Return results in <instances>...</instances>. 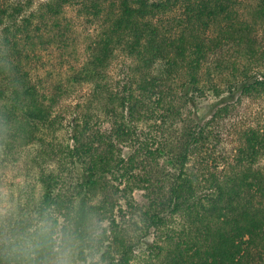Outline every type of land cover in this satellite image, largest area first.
Masks as SVG:
<instances>
[{
  "label": "trees",
  "instance_id": "obj_1",
  "mask_svg": "<svg viewBox=\"0 0 264 264\" xmlns=\"http://www.w3.org/2000/svg\"><path fill=\"white\" fill-rule=\"evenodd\" d=\"M69 1H48L44 9L26 15L34 0H0V132L7 130L12 137L22 133L25 143L36 137L39 124L53 127L61 93L71 89L62 85L55 92L41 90V81L31 76L40 50L53 44L67 47V28L59 15ZM81 2L86 11L104 18L85 61L73 74V84H93L89 105L69 121L71 142L63 152L67 170L76 177L64 201L61 177L42 170L38 214L51 208L63 214L61 232L67 231L66 222H73L72 233L85 246H90V217L108 219L98 240L101 264L130 263L137 243L123 227L144 223L138 230L159 229L180 213L187 215V228L169 236L168 246L155 245V258L147 264H264V163L258 164L264 158V123L242 133L234 162L221 176H212L209 188L199 191L198 174L187 170L191 154L199 153L208 139L198 116L206 92L201 74L212 71L208 64L219 67L214 75L230 70L235 80L227 83L225 97L221 88L211 86L220 99L236 92L264 94V50L257 47L264 38H256L258 30L264 34V0H258L245 19L238 17L234 0H118L107 8L105 0ZM176 9L182 14L175 29L159 22ZM119 48L134 58L132 73L137 78L114 89L102 81ZM180 76L184 79L175 89ZM95 103L107 127L91 115ZM154 105L163 110V118L179 124L177 133L155 148L139 126L152 119ZM117 179L124 188L113 182ZM119 191L130 216L141 211L142 222L116 220L115 209L122 211ZM135 191L141 193L138 199ZM27 226L20 222L11 234L0 235V264L11 259L43 264L53 252V228L28 235Z\"/></svg>",
  "mask_w": 264,
  "mask_h": 264
},
{
  "label": "rangeland",
  "instance_id": "obj_2",
  "mask_svg": "<svg viewBox=\"0 0 264 264\" xmlns=\"http://www.w3.org/2000/svg\"><path fill=\"white\" fill-rule=\"evenodd\" d=\"M48 1L55 3L57 0H34L32 9L28 10L26 15L32 11L44 9V3ZM113 1L117 2L118 0H105L104 6L107 8ZM234 1H236L234 7L240 19L249 18V12L255 8L258 2V0ZM181 14V9H176L159 18V22L162 21L167 27L174 28V23L179 20ZM59 17L62 18V25L65 24V28H67L69 38L68 44L66 43L67 47L53 44L47 49L40 50L36 71L31 70V76L34 80L41 81L39 83L41 90L44 87L46 91L55 92L62 85L63 88L70 87L71 89H68L70 90L68 93H61L62 97L55 111L57 117L51 129L39 124L36 137L26 143L21 139L22 133L12 137L7 130L0 132V235L6 237L7 234H11L12 230L18 229L17 224L20 222L25 226L28 224V230H26L28 235L36 231L46 232L53 228V252L46 255L43 264H101L100 253L97 251L100 245L98 240L103 228L108 225V219L98 221V217H90V220L87 221L86 233V238L91 239L89 240L90 246H85L81 245L72 233L73 222H66L67 231L64 234L61 232L60 228L65 224L63 214L51 210L52 208L42 216L38 214L42 193L38 176L42 170L52 171L61 177L62 200L66 201V197L71 193L68 185L74 181L76 176L73 171L69 173L67 170V163H64L65 155L63 156V152L71 142L69 121L74 115L83 113L86 106L89 105L93 93L91 82L73 84V74L81 68L85 61L90 41L100 32L104 18V16L95 17L92 11H86L81 0H70L69 3L64 4ZM169 22L172 23L169 25ZM212 33V31H208V34L213 35L214 33ZM256 34L258 40L264 38L262 30H258ZM257 45L260 52L264 50V41ZM114 53L102 82L111 88L118 89L128 78L136 79L137 77L132 73L134 58L121 48ZM230 56L233 60V53ZM210 61L212 62L211 59ZM240 62L242 65L246 64L244 59ZM208 67H212L210 74L208 75L209 69L201 74L203 85L201 83L200 85L206 92L203 94L198 111L200 123L205 127L208 139L204 146L202 145L199 153L191 154L187 163V170L198 174V182L201 187L199 191L203 186L204 189L209 188L212 176H221L231 165L229 162H234L237 154L236 149L242 144V133L249 128H260L264 123V94L243 95L236 92L234 96L222 100L215 95L211 86L214 84L221 88L220 94L225 97L227 83L231 84L235 80L232 78L230 70H224L220 75H214L220 72L219 67L214 63L208 64ZM182 79L184 76H180L176 80L175 89L180 86ZM218 102L220 104H217ZM97 106L96 103L93 104L91 108L94 112H91V115L98 118L101 126L107 127V118L99 112ZM220 106L225 109L219 111L222 108ZM158 108L154 105L155 112L151 120L139 123V126L147 131L149 145L153 148L164 144L171 134H176L179 129V124L173 125V120L163 118V110L161 108L158 110ZM125 150H128L127 147ZM263 163L264 158H261L258 164L262 165ZM113 182L118 184L120 189L124 188V184L119 183V179ZM135 192L136 199L141 197V193ZM204 193L205 191H202L200 194ZM122 196L121 191L116 195L118 205L122 209L120 213H117V209H115L116 220L120 224H124V220L128 218L142 222L141 211H135L137 217L130 216L126 199ZM187 224V215L180 213L169 218L167 225L159 229L138 230L145 228L144 223L123 227L126 228L125 232L131 240L137 243L136 251L129 264H147L153 260L156 252L154 246H168L169 236L187 228ZM93 247L94 249H92ZM28 249H32V247L29 246ZM6 252L9 254V258H12L11 251L6 250ZM83 257L86 258V261H82ZM10 264L26 263H14L11 259Z\"/></svg>",
  "mask_w": 264,
  "mask_h": 264
}]
</instances>
